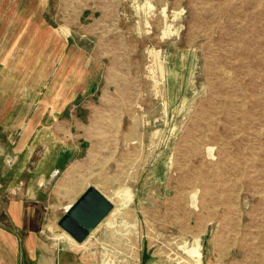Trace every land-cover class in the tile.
Wrapping results in <instances>:
<instances>
[{"label":"rangeland","instance_id":"obj_1","mask_svg":"<svg viewBox=\"0 0 264 264\" xmlns=\"http://www.w3.org/2000/svg\"><path fill=\"white\" fill-rule=\"evenodd\" d=\"M90 187L120 213L79 249ZM13 200L36 264L264 254V0H0V232Z\"/></svg>","mask_w":264,"mask_h":264},{"label":"crops","instance_id":"obj_2","mask_svg":"<svg viewBox=\"0 0 264 264\" xmlns=\"http://www.w3.org/2000/svg\"><path fill=\"white\" fill-rule=\"evenodd\" d=\"M23 203L22 200H13L8 204V218L12 222L13 227L0 232V264H36L34 263L36 254L39 253V257L44 256L40 241L36 237L39 231L37 219L35 218L37 210L32 207L25 208ZM100 223L96 226L98 228L93 231L94 233L92 232L91 238L98 237L103 230H108L104 223L101 225ZM210 248L208 255L203 257V264H264V254L258 253L256 258L249 263L243 261V257L241 258L242 255L239 252L235 254V248H226L225 241L221 242V244H213L211 242ZM42 252L43 255L40 254ZM245 260L248 259L246 258ZM39 261V264H42L43 259H39ZM56 264L83 263L78 260V257L72 251L62 250V252L57 254Z\"/></svg>","mask_w":264,"mask_h":264},{"label":"water","instance_id":"obj_3","mask_svg":"<svg viewBox=\"0 0 264 264\" xmlns=\"http://www.w3.org/2000/svg\"><path fill=\"white\" fill-rule=\"evenodd\" d=\"M112 204L96 189L88 188L60 219L59 226L81 243L111 211Z\"/></svg>","mask_w":264,"mask_h":264},{"label":"bare ground","instance_id":"obj_4","mask_svg":"<svg viewBox=\"0 0 264 264\" xmlns=\"http://www.w3.org/2000/svg\"><path fill=\"white\" fill-rule=\"evenodd\" d=\"M119 210L120 209H116V208H114V209H112L111 211H110V213H108V215L104 218V220H106V219H108V218H111V221H110V223L109 224H111V225H113L114 226V224H112V221H117V217H118V213H120L119 212ZM103 220V221H104ZM102 221V222H103ZM96 229V228H95ZM95 229L93 230V231H95ZM49 230L50 231H53V229L52 228H49ZM92 231V232H93ZM90 233V235L83 241V242H81V243H78V242H76L75 240H71L64 232H62L60 235H58V240H61V239H64V238H67V239H69V240H71V243L74 245V247H76V248H79V249H81V248H84V247H86L87 246V243H88V241L90 240V238H91V235L94 233ZM56 238V237H55ZM197 242V241H196ZM194 243V242H193ZM196 245V244H195ZM194 245V246H195ZM200 248V247H199ZM199 248L198 247H193V248H191V249H189V256L190 257H192L193 258V261H194V263H192V264H201V253H200V251H199ZM187 252V253H188ZM186 253V254H187ZM45 264H50L49 263V261H46L45 262Z\"/></svg>","mask_w":264,"mask_h":264}]
</instances>
